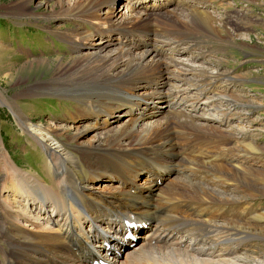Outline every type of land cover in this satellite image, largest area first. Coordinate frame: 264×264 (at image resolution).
Segmentation results:
<instances>
[{
    "label": "bare ground",
    "instance_id": "bare-ground-1",
    "mask_svg": "<svg viewBox=\"0 0 264 264\" xmlns=\"http://www.w3.org/2000/svg\"><path fill=\"white\" fill-rule=\"evenodd\" d=\"M116 1H61L53 16L92 26L64 36L79 57L60 64L56 80L80 98L69 119L89 120L101 133L85 146L78 141L87 129L70 133L67 127L20 120L42 147L48 169L42 178L19 168L7 152L0 156V264H92L97 257L109 264H264V254L238 253L242 247L260 249L258 242L264 241V211L247 206L249 199L264 197L259 187L264 185V147L244 128L226 129L232 110L202 100L210 91L213 100L241 104L218 93V75L201 71L197 88L203 102L191 95L200 72L178 57H194L197 41L191 38L195 46L189 37L179 42L171 31L180 25L216 33L219 21L188 0L179 3L189 6L187 14L163 12L179 0H132L135 5L127 2V12L114 18L110 12ZM95 37L100 41L90 43ZM181 43L185 48H179ZM119 110L128 119L113 127ZM198 134L242 138L233 139L239 145L230 148L206 138L197 144ZM67 142L75 144V152ZM142 173L150 176L140 184ZM171 175L176 179L168 180ZM105 179L117 181L116 189L89 188ZM230 186V194L219 193ZM215 212L219 225L207 222ZM126 219L148 225L132 249L124 238Z\"/></svg>",
    "mask_w": 264,
    "mask_h": 264
},
{
    "label": "rangeland",
    "instance_id": "rangeland-1",
    "mask_svg": "<svg viewBox=\"0 0 264 264\" xmlns=\"http://www.w3.org/2000/svg\"><path fill=\"white\" fill-rule=\"evenodd\" d=\"M59 1L0 0V156L7 152L19 168L40 175L42 178H45V172L48 169L45 153L20 120L46 128L67 127L72 129L70 133H75V128L87 129L84 130L78 141V144L82 143L85 146L94 142V137L101 133L98 129H91L93 126L89 120L75 123L69 119L76 107L79 106L80 98L76 97L77 94L71 95L72 89L67 90L56 80L59 65H68L73 59L79 57V54L75 55V49L64 36H68L70 30L80 29L83 32L86 29L92 30V26L87 23L53 19V16L61 10L60 2L66 4L70 0ZM133 1L117 0L113 12L110 13L116 18L121 11H123L122 13L127 12V8L125 9L127 2L132 3ZM187 2L196 5L195 9L199 13L203 9L211 13L220 25L218 26L219 30L216 29V33L213 30L207 31L203 27L195 28V25L192 26L196 32L188 31L180 25L177 26V29L172 28L171 30L173 38L179 42H184V39L189 37L190 39L187 40L195 46L197 41L194 57L191 55L178 57L179 62L194 66L200 72L196 73V78H194L195 84H198L190 87L191 95L195 96L196 94L195 97L200 100L203 98L200 97L202 90L197 87L202 85L204 72L218 75L215 77L220 79V82L216 84L219 89V91L217 89L218 93L225 94L227 100L229 98L237 99L241 104L236 105L234 101L229 102L224 99L213 100L214 95L210 91H208L207 97L202 100L212 101L220 109L232 110L234 117H231L226 129L230 131L232 128H244V131L249 132L256 145L264 147V0H188ZM179 3L180 0L163 12H170L171 9L182 14L190 12L191 9L188 5L181 6ZM133 4L135 5L134 2ZM101 14L104 15L105 12L102 11ZM50 16L52 17L50 18ZM186 20L187 24H191L189 19ZM165 30H169V28ZM226 32L235 36L234 38L231 35L234 40L231 41L230 35H227ZM99 39V37L90 38V43H97L100 41ZM185 46L181 43L179 48H185ZM87 47L89 46L87 45ZM224 76L228 78L225 80ZM211 81L213 83V79ZM177 84L178 82H176ZM206 86L210 88V86ZM42 87H47L48 90H43ZM185 87L189 88V85ZM185 111H187L185 113H189L187 108ZM212 118L214 119L213 116ZM115 119L112 123L113 127L117 124L120 126L128 118L123 110H119ZM157 120L158 117L151 119L150 122ZM213 126L217 125L213 124ZM205 138L225 141L230 148H235L239 144L233 139L240 140L242 137L232 135L233 139H231L198 134L196 143L204 141ZM61 140L68 141L65 137ZM68 146L70 151L75 152L73 151L75 144L68 143ZM173 175L169 176L168 180L176 179ZM148 176L150 175L140 174L138 183L143 184ZM51 178L53 177L51 176ZM101 181L90 183L89 188L95 192L105 193L118 186L117 181L106 179ZM163 181L165 180H160V182ZM252 183L257 185V183ZM259 187L264 188V185ZM232 189H234L233 186L218 190L219 193L230 194ZM238 193L245 194L243 190H239ZM247 206L261 207L258 212L264 211V197L259 200L249 199ZM200 209H204V207ZM219 215L215 212L207 222L212 225L221 224L222 219H219ZM193 218L200 220L195 215ZM178 224L184 225V221L178 222ZM198 231L200 233V230ZM221 233L223 236L225 235L224 231ZM244 242L247 243L246 240ZM258 247L260 249L242 247L238 252L239 256L255 258L264 254V241L258 242ZM124 253L126 254L127 251Z\"/></svg>",
    "mask_w": 264,
    "mask_h": 264
}]
</instances>
